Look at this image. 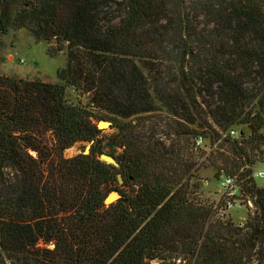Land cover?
<instances>
[{
    "label": "trees",
    "instance_id": "trees-1",
    "mask_svg": "<svg viewBox=\"0 0 264 264\" xmlns=\"http://www.w3.org/2000/svg\"><path fill=\"white\" fill-rule=\"evenodd\" d=\"M11 28L66 64L54 83L0 75V264H264L246 168L264 162V0H0V47ZM207 168L239 173L244 224L194 199ZM118 173L131 192L106 206Z\"/></svg>",
    "mask_w": 264,
    "mask_h": 264
},
{
    "label": "rangeland",
    "instance_id": "rangeland-1",
    "mask_svg": "<svg viewBox=\"0 0 264 264\" xmlns=\"http://www.w3.org/2000/svg\"><path fill=\"white\" fill-rule=\"evenodd\" d=\"M21 8V4L17 6ZM2 46L0 47V75L13 76L21 79H38L44 82L54 83L57 82V70L61 69L66 64V56L64 52L56 54L54 57L49 56L48 50L54 49L55 43L39 41L29 34L26 30L9 29L8 33L1 36ZM23 60V62H21ZM66 99L72 104L88 103L86 96H80L72 88L66 89ZM163 117H161L162 119ZM159 117L152 119H144L147 127V133H158L159 136L166 133L165 129L159 125ZM166 121V120H165ZM168 122V121H166ZM102 136L105 138L115 137L118 135L115 128L101 130ZM101 137V136H100ZM108 140H104L103 144H106ZM85 147V144H77L64 151L65 158H71L80 153L81 148ZM122 149H117L114 152V156L120 157ZM202 160V159H201ZM200 160V161H201ZM202 178H206L203 181V187H201L196 194L193 195L194 199L200 203H209L213 205L214 209L217 208V203L220 202L222 197H219L218 182L215 181L213 171L211 168L203 169L200 172ZM258 187H264V180L256 179ZM123 185V183H122ZM116 185L115 188H119L122 192L130 193L131 186ZM113 189L112 191H114ZM244 205L235 204L234 207L227 210L224 214V218L220 217V213L216 212V216L229 219L234 224H244L248 217H252L255 211L254 204L249 197H244ZM217 211V210H216ZM184 261L182 256L176 257ZM181 262V264H182Z\"/></svg>",
    "mask_w": 264,
    "mask_h": 264
},
{
    "label": "built area",
    "instance_id": "built-area-1",
    "mask_svg": "<svg viewBox=\"0 0 264 264\" xmlns=\"http://www.w3.org/2000/svg\"><path fill=\"white\" fill-rule=\"evenodd\" d=\"M23 62V60L21 61ZM231 137H237L238 133L235 130H231L229 132ZM202 139L198 138L196 140L195 145L201 146ZM247 170H250V178L252 180H264V162L262 164L255 165L253 167H246ZM241 171V170H240ZM218 192L219 197H222L221 201L217 203V212L225 214V212L235 204L244 205V197H246V193L243 190L241 181L239 180V173L235 174H228V175H221L218 180ZM181 260L177 259L176 264H180Z\"/></svg>",
    "mask_w": 264,
    "mask_h": 264
},
{
    "label": "water",
    "instance_id": "water-1",
    "mask_svg": "<svg viewBox=\"0 0 264 264\" xmlns=\"http://www.w3.org/2000/svg\"><path fill=\"white\" fill-rule=\"evenodd\" d=\"M112 125H113V123L111 121H108V120H99L96 123L97 129L100 130V131L101 130L110 129L112 127ZM89 151H90V144H86L84 149H83V151H82V153L83 154H88ZM98 159L101 162H103V163H105L107 165H111V166H113L116 169H120L119 161L113 156H110V155L105 154V153H101V154H99ZM116 178H117L118 184L122 185L124 180H123V178H122L120 173H118L116 175ZM121 198H122V194H121L120 190L119 189H115L114 191H110L106 195V197L104 199V204L106 206H109V205H111L113 203H116Z\"/></svg>",
    "mask_w": 264,
    "mask_h": 264
}]
</instances>
